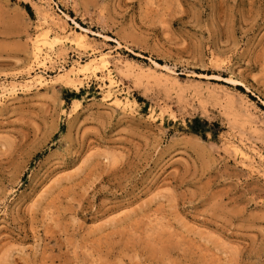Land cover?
I'll use <instances>...</instances> for the list:
<instances>
[{"label": "rangeland", "instance_id": "rangeland-1", "mask_svg": "<svg viewBox=\"0 0 264 264\" xmlns=\"http://www.w3.org/2000/svg\"><path fill=\"white\" fill-rule=\"evenodd\" d=\"M0 264H264V0H0Z\"/></svg>", "mask_w": 264, "mask_h": 264}]
</instances>
